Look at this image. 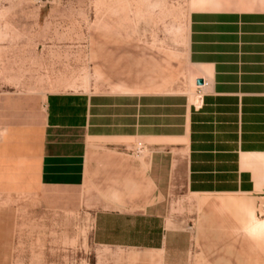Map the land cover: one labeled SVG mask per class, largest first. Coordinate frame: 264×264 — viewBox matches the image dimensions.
I'll return each instance as SVG.
<instances>
[{
  "label": "crops",
  "instance_id": "obj_1",
  "mask_svg": "<svg viewBox=\"0 0 264 264\" xmlns=\"http://www.w3.org/2000/svg\"><path fill=\"white\" fill-rule=\"evenodd\" d=\"M100 1L0 0V264L23 207L81 209L138 264H206L264 188V0H194L196 97L174 88L173 41Z\"/></svg>",
  "mask_w": 264,
  "mask_h": 264
},
{
  "label": "rangeland",
  "instance_id": "obj_2",
  "mask_svg": "<svg viewBox=\"0 0 264 264\" xmlns=\"http://www.w3.org/2000/svg\"><path fill=\"white\" fill-rule=\"evenodd\" d=\"M100 2L130 3L131 6H127L124 12L113 14L126 16L129 23L141 24L144 40L158 39L161 42L168 36L175 46L174 88L176 91L191 92L193 97L197 96L198 83L196 84L188 76L190 66L185 62L184 57L187 18L194 0H101ZM136 3L137 7H135ZM139 5L141 11H138ZM20 205L23 206L21 203ZM259 206L260 196H255V203L246 210L248 215L246 225L236 228L239 221L237 225L226 226L225 230L228 232L238 233V240L223 241L224 245L220 249L218 246L215 247L214 241H206L204 247L207 253L200 258L204 259L206 264H264V236L255 237L256 252L252 253L247 238L240 234L247 235L254 229L261 231V221L264 216L259 215ZM46 209L20 208L14 240L13 264H138L135 262V250H133L135 248L97 243L93 239L92 219L81 209L78 216H70L65 213L64 208L63 213L59 208L55 210L49 208L52 209V214L40 219L39 211L45 212ZM236 249V254H233ZM220 250L222 254H216ZM195 257L192 255V261Z\"/></svg>",
  "mask_w": 264,
  "mask_h": 264
},
{
  "label": "built area",
  "instance_id": "obj_3",
  "mask_svg": "<svg viewBox=\"0 0 264 264\" xmlns=\"http://www.w3.org/2000/svg\"><path fill=\"white\" fill-rule=\"evenodd\" d=\"M259 215L264 216V188L262 192L260 193V206H259Z\"/></svg>",
  "mask_w": 264,
  "mask_h": 264
},
{
  "label": "bare ground",
  "instance_id": "obj_4",
  "mask_svg": "<svg viewBox=\"0 0 264 264\" xmlns=\"http://www.w3.org/2000/svg\"><path fill=\"white\" fill-rule=\"evenodd\" d=\"M256 215V213H255ZM257 216V215H256ZM262 221H261V231H259L258 229H254L252 231V233H255L256 235H261V234H264V217H262ZM257 219V218H256ZM261 220V219H260ZM253 226V225H252Z\"/></svg>",
  "mask_w": 264,
  "mask_h": 264
},
{
  "label": "water",
  "instance_id": "obj_5",
  "mask_svg": "<svg viewBox=\"0 0 264 264\" xmlns=\"http://www.w3.org/2000/svg\"><path fill=\"white\" fill-rule=\"evenodd\" d=\"M202 82H203V80H202L201 78H197V79H196V83L200 84V83H202Z\"/></svg>",
  "mask_w": 264,
  "mask_h": 264
}]
</instances>
